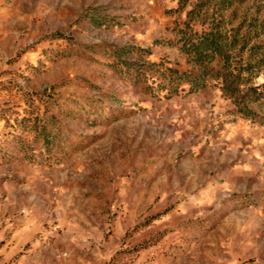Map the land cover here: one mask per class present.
<instances>
[{
  "label": "rangeland",
  "instance_id": "obj_1",
  "mask_svg": "<svg viewBox=\"0 0 264 264\" xmlns=\"http://www.w3.org/2000/svg\"><path fill=\"white\" fill-rule=\"evenodd\" d=\"M256 86L264 0H0V264H264Z\"/></svg>",
  "mask_w": 264,
  "mask_h": 264
},
{
  "label": "trees",
  "instance_id": "obj_2",
  "mask_svg": "<svg viewBox=\"0 0 264 264\" xmlns=\"http://www.w3.org/2000/svg\"><path fill=\"white\" fill-rule=\"evenodd\" d=\"M210 35L214 36L213 32L208 33L204 39H202L199 43H197V46L195 47V53L198 55L199 58H203V61L201 63L202 69L206 71L211 64L209 60H206L204 58L208 57L210 59L218 57L220 58V61L218 64L223 63V52L220 50V44L222 40H217L216 37H209ZM217 54V55H216ZM219 54V55H218ZM225 60V59H224ZM216 67V66H215ZM224 67V66H223ZM241 70L238 71L234 76L237 78L235 81H229L231 73H227L225 76V84L223 86V90L225 94L232 93L233 97H235L234 94H238L240 91L242 92V87L246 86V79L242 78V72ZM252 91V93L248 91ZM235 101L239 105L240 112L243 113L246 117H253L256 114V110L254 109V105L257 104V106L262 107L264 105V94L263 90L260 89V86L251 87L245 93H243L241 96H237L235 98Z\"/></svg>",
  "mask_w": 264,
  "mask_h": 264
}]
</instances>
